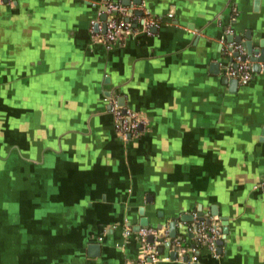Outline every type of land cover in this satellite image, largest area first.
Wrapping results in <instances>:
<instances>
[{
	"label": "crops",
	"instance_id": "1",
	"mask_svg": "<svg viewBox=\"0 0 264 264\" xmlns=\"http://www.w3.org/2000/svg\"><path fill=\"white\" fill-rule=\"evenodd\" d=\"M121 1L0 0V264H135L141 219L191 244L200 217L226 234L194 264H264V65L231 89L220 44L231 27L257 47L264 0H131L107 48L90 27ZM121 97L127 140L104 101Z\"/></svg>",
	"mask_w": 264,
	"mask_h": 264
},
{
	"label": "built area",
	"instance_id": "2",
	"mask_svg": "<svg viewBox=\"0 0 264 264\" xmlns=\"http://www.w3.org/2000/svg\"><path fill=\"white\" fill-rule=\"evenodd\" d=\"M98 15L105 14L106 20L104 22L105 32L101 35L95 33V24L92 23L90 31L92 33V39H96L98 42H102L107 48H111L114 43L122 36L129 35L133 32L129 13L132 8L121 5L118 2H107L98 5ZM237 18V10L232 9L231 20ZM159 23L150 17H144L142 19L143 31L149 33L154 27H157ZM235 31L231 27H226L223 30V36L220 40V44L224 47V55L231 60L225 68V74L227 77L237 79L241 83H246L251 78V63L246 56V50L242 43L232 40L226 42L227 37H234ZM236 54V55H234ZM108 103V112L113 116V127L116 135L122 140L136 137L139 134V127L141 120L136 112L121 107L118 104L117 98H111L104 100ZM188 231L196 235L197 242L205 243L210 253L214 256L217 248V241L221 236V232L215 224L206 223L205 220L194 222ZM125 237H129L132 232L129 227H125ZM137 237L140 245V250L135 258V264H159L170 262L169 254L173 251H177L180 255L179 262L185 264H194L197 262V258L193 256L195 248H189L183 244L181 239L171 238L167 229L154 227H142L134 233ZM162 235L161 237L159 235ZM149 237H152V242L149 241ZM101 241V238L98 239ZM166 244H169L166 247ZM162 249V252L159 250ZM164 251H167V255H163ZM191 254L187 261L183 260V257ZM177 260V259H176Z\"/></svg>",
	"mask_w": 264,
	"mask_h": 264
},
{
	"label": "water",
	"instance_id": "3",
	"mask_svg": "<svg viewBox=\"0 0 264 264\" xmlns=\"http://www.w3.org/2000/svg\"><path fill=\"white\" fill-rule=\"evenodd\" d=\"M130 2L131 0H122L121 4L123 6H130ZM133 3L135 4H140L141 0H132ZM135 14L137 15H141L140 12H135ZM132 15V12L129 13V16ZM102 21L106 20V15L103 14L101 17ZM129 21V18L127 19ZM137 25H134V27H136ZM96 28L98 29V26H96ZM105 32V25H103L102 27V33ZM232 40L236 41V42H240L243 44V46L245 47L246 50V56L249 58V61L252 65L251 71L253 73H257L261 70L260 65H264V40H260L257 44V47H255V44L253 43V40L251 39V34H248L246 36V40L244 42L241 41V38L238 37H228L227 41L231 42ZM236 55V54H234ZM230 60V59H229ZM213 69H217L218 64H213L212 65ZM226 77V76H224ZM225 83L229 84V86L231 87V89H235L238 84L239 81L237 79H228L226 77ZM119 106L121 107H125V101L124 98H118L117 99ZM262 137L264 138V129H263V133H262ZM264 142V139H263ZM214 210V209H213ZM213 216L217 215V212L214 210L211 213ZM181 221H183L184 223H188L191 221V217L190 216H183L180 218ZM204 220L202 217L199 218V221ZM221 221H226V218H222ZM206 223H209V220H206ZM223 226H225V224H223ZM142 227H148V222L146 219H141V221L139 222V224L134 227V231L137 232L140 228ZM156 229H160V226L155 227ZM168 232H169V236L171 238L175 237V222H172L169 224V228H168ZM226 234V229L222 230V236L220 237V239L217 241V246H220L222 244V241L224 239V235ZM160 237L162 236L161 234L159 235ZM192 235H189V238H191ZM149 241L152 242V237H149ZM169 244H166V247H168ZM86 250L88 252V256L89 257H98L100 255L101 252V246L98 243H89L86 247ZM159 252H162V249L159 250ZM199 253H196V255H198ZM170 258L172 261H175L176 259H178L180 257V255L177 253V251H173L170 253ZM184 261H187V256L183 257Z\"/></svg>",
	"mask_w": 264,
	"mask_h": 264
},
{
	"label": "trees",
	"instance_id": "4",
	"mask_svg": "<svg viewBox=\"0 0 264 264\" xmlns=\"http://www.w3.org/2000/svg\"><path fill=\"white\" fill-rule=\"evenodd\" d=\"M154 20L157 21V23H161V20L160 19H157L156 18ZM183 244L185 246H187V247H195L197 249H200L201 247L205 246V243H203V242H197V240L195 242L193 241V243H191V244L184 243V242H183Z\"/></svg>",
	"mask_w": 264,
	"mask_h": 264
}]
</instances>
